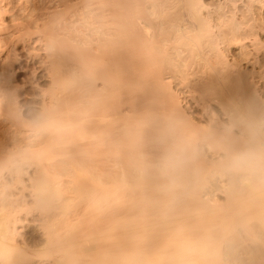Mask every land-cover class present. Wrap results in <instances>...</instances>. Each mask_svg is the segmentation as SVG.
I'll return each instance as SVG.
<instances>
[{
    "label": "bare ground",
    "instance_id": "obj_1",
    "mask_svg": "<svg viewBox=\"0 0 264 264\" xmlns=\"http://www.w3.org/2000/svg\"><path fill=\"white\" fill-rule=\"evenodd\" d=\"M249 2L0 0V181L21 184L3 179L0 264H264V0ZM18 47L30 84L50 83L35 124ZM64 164L94 179L62 180Z\"/></svg>",
    "mask_w": 264,
    "mask_h": 264
},
{
    "label": "rangeland",
    "instance_id": "obj_2",
    "mask_svg": "<svg viewBox=\"0 0 264 264\" xmlns=\"http://www.w3.org/2000/svg\"><path fill=\"white\" fill-rule=\"evenodd\" d=\"M203 1V4H204V6H205V8H206V10L207 11H209V12H211L212 13V11H214V9L216 8V6H217V4H218V2L220 1V0H202ZM236 1V3H234L235 5H237L239 8L238 9H246V10H249L248 8H246L247 6L249 7V5H251V4H249L250 2V0H235ZM243 1V2H242ZM205 2V3H204ZM246 2H248V3H246ZM245 3V4H244ZM206 4V5H205ZM249 4V5H248ZM246 5V6H245ZM244 6V7H243ZM210 7V8H209ZM243 7V8H242ZM257 9V10H255V8ZM253 7V9H254V11H252L253 12V14H255V15H253V14H251L253 17H255V18H263L264 17V8H258V7H256V6H254ZM249 8H251V7H249ZM259 9H261V10H259ZM211 10V11H210ZM251 12V11H250ZM251 12V13H252ZM261 15V16H260ZM260 39H262V40H264V36H260ZM264 41H262V43H263ZM16 54H17V58H19V59H16V61L14 60L13 61V67L16 69V71L17 70H19V71H17V73H16V71L14 72V73H16V75H14L15 77H14V79H16V81H17V83L20 85L21 84V88L18 90V95H19V99H18V101H19V105L21 104V106L23 107L22 108V112L24 113V115L26 116V119L28 120V122H31V124H35V121H37L36 120V118H38L39 116H40V112H41V109L37 106L38 105V103H39V101L37 100V98L35 97V96H37L38 95V93L40 92V89H42L43 88V90L44 89H47V90H49L48 89V87H50V83L48 82V81H44V80H41L40 78H38V79H36V81H35V84L37 85H32V84H30V82H32L34 79H33V74L31 73L32 72V68L34 67V64L35 63H30V61L27 59V53H26V51L24 50V49H22V47H18V50H17V52H16ZM21 70V71H20ZM23 70V71H22ZM41 74V73H40ZM39 74V75H40ZM18 76V77H17ZM40 81V82H39ZM48 82V83H47ZM23 84V85H22ZM25 85H27V86H25ZM39 86V87H38ZM174 86H176L175 88H174ZM22 87H23V89H22ZM41 87V88H40ZM182 87V88H181ZM181 88V89H180ZM46 90V91H47ZM171 90H173V92L175 91V92H177V93H180V92H182L181 93V96H182V98H183V100H185V101H183V102H186V101H188V97H190V94L189 93H187L186 91H187V89L185 88V86H183V84H181V86H180V84H176L175 82H173L172 83V85H171ZM21 91V92H20ZM183 92H185V94L183 93ZM187 94H189L188 95V97H186L187 96ZM184 95V96H183ZM186 98V99H185ZM189 111V110H188ZM187 111V112H188ZM189 113V112H188ZM35 119V121H33ZM37 123V122H36ZM83 159V158H82ZM85 159V158H84ZM83 162H85L84 160H82ZM82 161H80V162H82ZM59 168L61 167V169H55V168H52V167H50V168H52V169H50L52 172L53 171H55L56 170V172L57 171H59V170H62V166L61 165H57ZM64 166L65 167H70L68 170H66L65 171V168L63 167V169L64 170H62V173H61V175H62V177H61V175H60V179H62V180H65V181H72V182H75V180H76V184H80V185H82L83 184V182H84V184L86 183V181L88 182L89 181V179L91 178H93L92 176H94V175H92V176H90L91 174H88V175H85L84 173H82V172H80L79 173V171L81 170V171H86V169L85 170H83L84 169V167H83V169H79V171L78 170H72L73 171V173H72V171H71V169L73 168V169H75V166L76 165H74L72 168H71V166L70 165H65L64 164ZM89 167L90 166H88V170H90L89 169ZM79 167H76V169H78ZM80 168H81V166H80ZM92 169V168H91ZM34 171V168H32L31 170H29V175L31 176V174H33V171ZM87 170V171H88ZM69 171V172H68ZM71 171V172H70ZM91 171V170H90ZM31 172V173H30ZM89 172V171H88ZM87 172V173H88ZM8 172H6L5 171V173L3 174V176H2V180L0 181L1 183H0V190H1V192H0V196H1V193L3 192L4 193V188L2 187V185L3 184H5V182H4V178H5V181H7V182H11V184H9V188L7 189V190H9V192H11V194L12 195H14V194H18L19 193V191H20V188H21V184H19L18 183V180L16 179V177H14L13 179H12V177L9 175V174H7ZM84 174V175H83ZM5 175V176H4ZM73 176L75 177L74 179H73ZM86 177V178H83V177ZM7 177V178H6ZM10 177V178H9ZM86 179V180H85ZM94 179V178H93ZM92 179V180H93ZM16 180V181H15ZM25 180V182H27L28 180L27 179H24ZM84 180V181H83ZM96 180V179H95ZM82 181V182H81ZM13 183V184H12ZM18 183V184H17ZM19 186V187H18ZM68 186H69V188H70V185L69 184H65V187H67V188H65L64 187V190H63V192H64V194L65 193H69V194H65V196H67L66 198H69L71 195H72V197H73V194L76 196V191H72V189H71V191H68V190H70L69 188H68ZM2 187V188H1ZM16 188V189H15ZM66 189H67V191H66ZM18 191V192H17ZM6 192V191H5ZM8 192V191H7ZM8 192V193H9ZM73 192H75V193H73ZM2 193V194H3ZM79 193H80V191H79ZM5 195H7V193L5 194ZM74 196V197H75ZM2 197V196H1ZM218 197H220V196H218ZM82 201V200H81ZM29 203L31 202V201H28ZM84 203H82L81 204V206H83V208H80V214H82L83 213V210H84V212H85V204L83 205ZM34 217H36L37 215H36V213L33 215ZM23 226V229H24V232H23V235H22V238H24L25 240H27V241H29V242H27V243H29L28 245H29V247H31V249H36V246L37 245H39V246H37L38 248L41 246V244L43 243V239H42V232H41V229L39 228H37V227H35V225H22ZM21 226V227H22ZM39 230V231H38ZM42 240V241H41ZM35 244V245H34ZM33 246V247H32ZM37 248V249H38ZM36 249V250H37Z\"/></svg>",
    "mask_w": 264,
    "mask_h": 264
},
{
    "label": "clouds",
    "instance_id": "obj_3",
    "mask_svg": "<svg viewBox=\"0 0 264 264\" xmlns=\"http://www.w3.org/2000/svg\"><path fill=\"white\" fill-rule=\"evenodd\" d=\"M255 161V156L253 153H243L237 156L233 161V166L239 169H243L251 166Z\"/></svg>",
    "mask_w": 264,
    "mask_h": 264
}]
</instances>
